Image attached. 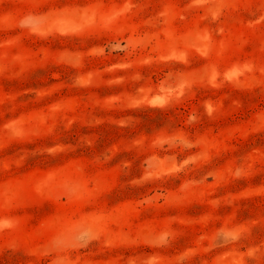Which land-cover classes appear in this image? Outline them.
<instances>
[{
  "label": "rangeland",
  "instance_id": "1",
  "mask_svg": "<svg viewBox=\"0 0 264 264\" xmlns=\"http://www.w3.org/2000/svg\"><path fill=\"white\" fill-rule=\"evenodd\" d=\"M0 264H264V0H0Z\"/></svg>",
  "mask_w": 264,
  "mask_h": 264
}]
</instances>
